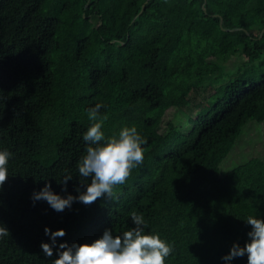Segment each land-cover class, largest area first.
<instances>
[{"label":"trees","instance_id":"trees-1","mask_svg":"<svg viewBox=\"0 0 264 264\" xmlns=\"http://www.w3.org/2000/svg\"><path fill=\"white\" fill-rule=\"evenodd\" d=\"M209 87L210 97L197 103ZM207 100L215 108L194 114ZM97 104L108 117L106 140L135 126L146 140L144 161L164 137L172 143L133 169L111 199L74 202L63 212L34 202L46 184L66 197L90 183L78 165L93 123L87 110ZM251 122L264 126V0H0V150L12 154L0 188V226L10 233L0 238V264H52L56 248L49 258L40 247L51 243L45 227L66 231L57 246L91 243L105 229L129 230L135 212L145 234H158L166 212L192 194L187 186L213 160L209 176H227L232 168L221 166L242 140L248 150L261 143L240 163L261 184L264 138L245 139ZM246 197L206 194L202 215L168 242L174 251L166 264H229L221 257L247 240L246 218L264 219V195L260 203Z\"/></svg>","mask_w":264,"mask_h":264},{"label":"clouds","instance_id":"clouds-1","mask_svg":"<svg viewBox=\"0 0 264 264\" xmlns=\"http://www.w3.org/2000/svg\"><path fill=\"white\" fill-rule=\"evenodd\" d=\"M102 107L97 104L87 110L88 118L93 123L83 135L89 146L78 165L80 177L90 180V183L82 184L85 190L77 189L78 196L67 194L62 197L52 191L51 184H46L39 192L33 193L34 202L46 201L56 212H63L71 209L74 202L90 206L100 198L111 199L114 189L125 184L133 169L143 164L142 145L146 140L135 126L125 127L118 136L106 140L102 127L108 117L101 115ZM11 155L7 150H0V188L9 178L7 165ZM71 179L70 175L63 178L62 191H67V182ZM131 220L134 226L120 235L114 236L111 229H105L103 235L91 243L73 242L69 245L65 242L58 246L57 238L64 237L66 231H52L45 227L44 233L49 236L51 243L42 242L40 247L49 258L56 248L57 258L52 264H166V258L172 254L174 246L159 234H145L147 224L143 215L133 212ZM245 222L251 226L247 240L243 246L234 242L228 254L221 259L230 264L233 259L246 256L247 264H264V219L248 216ZM9 234L6 226H0V238Z\"/></svg>","mask_w":264,"mask_h":264},{"label":"rangeland","instance_id":"rangeland-1","mask_svg":"<svg viewBox=\"0 0 264 264\" xmlns=\"http://www.w3.org/2000/svg\"><path fill=\"white\" fill-rule=\"evenodd\" d=\"M229 67L233 68L234 64L229 61ZM214 88H207L206 90H200L199 97L195 100L197 103H202V99L210 97ZM204 108H198L194 114L200 115L202 113L211 112L215 106L212 101L207 100ZM255 130V131H254ZM264 126L257 123H250L247 128V138H257L258 135L264 138ZM263 131L261 133L257 132ZM172 143L170 136L161 139L150 151L148 159L138 166L139 169H143L147 164L163 151L168 145ZM249 150L245 148L243 140L238 143L232 153L229 155L227 162L221 167L224 171H231L224 179H216V177L209 176V172L217 166V160H213L210 165L207 166L205 173L201 178L195 180L194 183L187 186V189L192 192L184 201L175 202L170 209L166 212L163 221L158 227V234L166 242L175 240L181 237L185 227L192 223L196 218L200 217L203 213L201 208L202 198L206 194L221 195L225 191H235V196L245 197L256 203L261 202V195H264V182L256 185L253 184L250 179L249 168L246 164H240L247 161L248 158L253 157L252 152L255 148L261 147V143L254 140L249 144ZM225 147L219 150L218 156L224 153ZM257 155H262L259 151H254ZM217 156V157H218ZM237 164H240L236 166ZM236 166V167H234ZM234 167V168H233Z\"/></svg>","mask_w":264,"mask_h":264}]
</instances>
